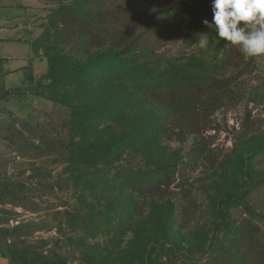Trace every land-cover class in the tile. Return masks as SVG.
<instances>
[{
  "label": "rangeland",
  "instance_id": "rangeland-1",
  "mask_svg": "<svg viewBox=\"0 0 264 264\" xmlns=\"http://www.w3.org/2000/svg\"><path fill=\"white\" fill-rule=\"evenodd\" d=\"M22 1L40 33L61 4L0 6ZM135 2L147 21L115 59L45 43L54 70L14 85L2 59L0 253L10 264H264V56L202 23L211 0ZM235 221L247 222L232 237Z\"/></svg>",
  "mask_w": 264,
  "mask_h": 264
},
{
  "label": "trees",
  "instance_id": "trees-1",
  "mask_svg": "<svg viewBox=\"0 0 264 264\" xmlns=\"http://www.w3.org/2000/svg\"><path fill=\"white\" fill-rule=\"evenodd\" d=\"M59 1L61 4L53 12L50 23L35 41L42 43L41 45L53 43L69 46L68 52L71 55H77L80 49L106 48L103 55L115 59L113 56L116 54H113L112 50L132 51L135 49L137 41L132 32L147 21L146 18L135 15L134 11H137L135 0H66L68 1L66 4H63L65 0ZM43 48L46 49L44 57L48 63V73L44 75L46 78L54 69L50 51L46 46ZM1 62L2 59H0ZM31 79V76L25 78L28 81H32ZM173 91L172 98L181 94L184 89ZM166 99L168 98L166 97ZM153 177L154 179L150 181L140 178L131 188L145 190L158 180V177ZM247 214H251V212H247ZM246 222L235 221L233 223L235 225L231 229L232 237H237L242 233Z\"/></svg>",
  "mask_w": 264,
  "mask_h": 264
},
{
  "label": "crops",
  "instance_id": "crops-1",
  "mask_svg": "<svg viewBox=\"0 0 264 264\" xmlns=\"http://www.w3.org/2000/svg\"><path fill=\"white\" fill-rule=\"evenodd\" d=\"M33 3L22 1L12 6H0V59L7 71L6 82L14 85L25 80V71L30 69L33 78L46 74V58L35 54L32 41L40 35L39 28L28 21L34 11ZM16 45L14 52L3 53L2 46ZM0 264H10L8 257L0 253Z\"/></svg>",
  "mask_w": 264,
  "mask_h": 264
},
{
  "label": "clouds",
  "instance_id": "clouds-1",
  "mask_svg": "<svg viewBox=\"0 0 264 264\" xmlns=\"http://www.w3.org/2000/svg\"><path fill=\"white\" fill-rule=\"evenodd\" d=\"M212 23L218 38L247 57L264 56V0H211ZM209 37L201 35L199 47L207 48Z\"/></svg>",
  "mask_w": 264,
  "mask_h": 264
}]
</instances>
